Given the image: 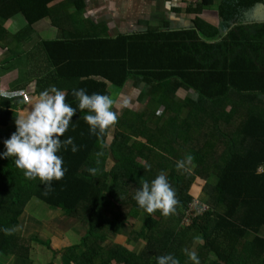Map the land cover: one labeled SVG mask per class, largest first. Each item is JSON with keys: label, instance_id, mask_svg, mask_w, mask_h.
<instances>
[{"label": "trees", "instance_id": "16d2710c", "mask_svg": "<svg viewBox=\"0 0 264 264\" xmlns=\"http://www.w3.org/2000/svg\"><path fill=\"white\" fill-rule=\"evenodd\" d=\"M54 1L0 0V18L21 14L31 25L48 16L47 5ZM222 1L218 15L227 23V31L231 22L240 27L237 34H226L218 53L212 52L216 46L208 40L218 35L219 24L208 20L197 18L191 30L183 32L159 31L145 20L141 22L145 29L106 38L105 23L81 18L83 0L64 1L66 7H76V17L50 15L60 35L43 42V49L56 77L68 82L63 89L66 103L77 109L61 140L73 137L79 151L73 153L69 146L57 153L67 171L61 180L51 181L54 191L47 196L45 184L39 178L27 179L14 157H0V253L27 258L31 243L49 244L3 231L16 228L25 205L36 199L88 225L79 244L66 248V264H157L156 257L167 254L180 264H194L184 250L193 251L197 240H202L196 245L200 264H264V171L258 172L264 167V100L260 98L264 96V24L242 26L244 11L254 4L264 6V0ZM201 2L190 11L196 13L212 3ZM81 19L85 33L78 31ZM129 79H135L137 86L145 83L163 104L164 114H171L168 120L160 125L157 112L147 117L145 111L136 115L126 110L113 138H107L108 128L92 134L83 120L87 110H79L72 90L110 95V86L122 87ZM50 83L45 87L56 84ZM180 90L195 95L175 101ZM13 100L0 94V153L6 151L4 140L16 131V124H8L15 122L22 107ZM182 109L189 110L184 118ZM189 154L194 160L178 170L177 161ZM89 168L98 171L93 175ZM161 170L178 200L175 212L167 217L160 210L148 214L133 198L139 179L150 182ZM197 183H204L202 191L208 198L205 206L194 207L190 225L184 226ZM142 212L144 225L135 237L146 242L141 254L106 244L110 236L123 233L128 217ZM248 233L253 234L252 241L246 239ZM80 247L85 248L83 253L77 252ZM52 260L46 264H53Z\"/></svg>", "mask_w": 264, "mask_h": 264}, {"label": "rangeland", "instance_id": "374dc122", "mask_svg": "<svg viewBox=\"0 0 264 264\" xmlns=\"http://www.w3.org/2000/svg\"><path fill=\"white\" fill-rule=\"evenodd\" d=\"M97 1L100 6L103 5L100 0ZM201 1L202 0H138V4L136 2L133 3L127 1L126 3L124 2L123 5H126L125 7L127 10L122 8L124 11L120 9V7L116 5V3H113L114 5H110V14L103 16V18H106L108 25H110L108 26V29L110 30L109 34H111L112 31L122 32L125 30V32H128L129 29L137 25L138 19L141 18H144L153 27L158 28L159 31L164 32H183L185 30H191V23L195 19L199 18L201 20H208V23L216 27L219 24L218 35L212 37L211 39L209 38L208 40V42L212 46H216L215 49L212 50V52L218 53V51L221 49L220 45H222V41L224 39L225 41L227 40L226 34L230 31L234 34H237L238 27L240 26H237V23L231 22V27H229V30L227 31V23L221 22V18L218 15V6L220 4V0H211V7H205L203 5L198 12H191L190 8H198L201 3H203ZM103 2H105V0H103ZM117 7H119V9ZM133 16L134 18L132 19ZM138 28L145 29L147 28V26L139 24ZM262 51L264 52V47ZM208 63H211V61H208ZM111 91L112 99L117 96V98L113 100V111L117 113L118 119L126 110L135 111L136 115H139L140 113L145 111L148 114L147 117L150 116L152 112H157V115L161 117L159 124L163 125L165 120H168L171 115L164 114V109L162 108L164 107L163 104L154 93L149 91V89L146 90L147 92H141V88L138 89L133 87V80H129L124 87H120L119 92L116 91L114 87L111 88ZM194 95L195 94L192 91L186 93L185 91L180 90L176 94L174 100L184 101L187 96L194 97ZM6 96L14 98L13 104L14 102H19L18 96L10 94H6ZM19 96H29V94L22 93V95ZM260 98L264 100V96H260ZM28 99L31 98L29 97ZM22 107V109L17 110L18 116L27 114L26 108L24 106ZM188 112V109H182L180 116L184 118L187 116ZM11 124H15V122H9L8 126H10ZM151 127L154 128V125H152ZM115 128L116 124L108 127L109 130L113 131L109 134V138H113L115 134ZM110 163L111 165L112 163L114 164V162L112 161ZM194 167L195 165L192 166L191 170H193ZM203 185L204 183H197L195 185V199L191 204L192 210L197 204L201 206H205L206 204L205 202L208 197L206 196L204 191H202ZM33 202L39 204V202L33 200H31L29 204H32ZM44 207L46 208L45 205ZM49 209H45L46 212L44 213V218L42 219L43 223L45 224L44 226H40L39 232H31L30 235L28 234L26 236H28V238H32L34 235V237H38L43 241L47 240L49 242L48 245L41 246L43 248L35 246L36 258L40 257L42 255V252L44 251L47 252V254L50 256L53 255V257L50 258L53 259V264H66L68 260V258L64 256L66 248L79 244L80 240H82L81 238L85 237L87 234L88 225L84 226L78 219L68 218L64 216L62 212L58 213L57 216L56 213L58 210ZM143 215L144 214L142 212L139 213L138 217H128L127 221L129 225L126 226L123 233L121 235L110 236L107 239L106 244L121 245L130 250H135L138 254H141L146 246V242L144 240L136 241L135 237L142 230V227L144 225L142 218ZM191 216L192 215L185 216L182 225H190L192 218ZM22 219L24 220V222H26L27 220L26 218L24 219V216L22 217ZM107 219L109 220V218ZM23 220H21L22 223L19 227L20 232H25V229L28 226L23 222ZM35 233H37V235ZM253 238L254 236L252 233H248L246 235V239L248 241H252ZM201 242L202 240H197L195 242V245L192 247V250L196 252V245ZM84 251V247H80L79 249H77L78 253H83ZM29 259L30 260H27L28 264L32 262L31 258ZM14 261L15 260L13 258L8 264H14Z\"/></svg>", "mask_w": 264, "mask_h": 264}, {"label": "clouds", "instance_id": "9594fccd", "mask_svg": "<svg viewBox=\"0 0 264 264\" xmlns=\"http://www.w3.org/2000/svg\"><path fill=\"white\" fill-rule=\"evenodd\" d=\"M134 31L126 35H130ZM114 88H119L118 92L120 91V87ZM66 95L65 91L55 86L40 92L38 99L32 104L27 114L20 115L15 119L16 131L9 139L4 140L6 151L0 153L2 158L14 157L15 166L23 170L27 179L39 178L45 184L43 193L45 196L54 191L51 181L61 180L67 171L62 167L63 157L57 153L62 148L67 151L69 146L73 153L79 151V146L75 144L73 137L61 140L69 128L70 121L77 113L76 108L66 103ZM72 95L78 100L79 110H87L83 120L89 125L92 134H96L98 129L103 132L109 126L116 124L118 116L112 109L113 100L117 96L112 99L111 91L110 95L100 93L89 95L86 89L81 88L73 89ZM111 132L113 131L108 129V135ZM102 154L98 153L97 155ZM193 160L194 157L189 154L184 159L177 161L176 167L178 170L185 169ZM146 170H150V165L146 166ZM88 171L95 175L98 169L89 168ZM139 184L140 187L135 191L133 198L148 214L160 210L161 214L167 217L175 212V206L178 204L176 191L169 182L165 171L161 170L150 182L142 177L139 179ZM18 227L5 228L3 231L6 235H10L18 230ZM184 252L194 264H200L195 251L185 249ZM156 261L157 264H180L179 259L173 254L158 256Z\"/></svg>", "mask_w": 264, "mask_h": 264}, {"label": "crops", "instance_id": "0c3cea01", "mask_svg": "<svg viewBox=\"0 0 264 264\" xmlns=\"http://www.w3.org/2000/svg\"><path fill=\"white\" fill-rule=\"evenodd\" d=\"M64 1L65 0H55L54 2L49 3L47 5L48 16L32 23L31 25L28 24L27 20L21 14H15L14 16H11L7 19L0 18V94L4 96H6V94L18 96V105L24 106L27 112L30 110L36 99H38L39 90L41 88L47 89L48 87H45V85L51 84L50 81L55 82V87L60 90H63L68 84V82L64 79L61 80L56 77L55 68L47 58L42 45V43L45 41L59 39V31L57 27L52 24L50 15L58 13L60 15H64L62 17H76V7L74 5L66 7L64 5ZM83 1L85 3V8L83 9L81 18H88L90 23H105L107 27L110 25H108L106 18H103V16L110 14V5H114L113 3H116L120 9H126V5L123 6L124 2L126 3L127 1H130L133 3L136 2L138 4V0H105V2L100 0V2L103 4L100 6L97 0ZM221 1L222 0H220V2ZM119 7L117 8L119 9ZM207 7H211V5ZM243 14L245 15V19L242 24L244 27H251L252 24H257L260 26L264 23V6L260 5V3L254 4L252 7L248 8L246 12L244 11ZM133 18L134 16L132 19ZM82 19L80 20L82 24L78 31L85 33L86 26L84 25V20ZM142 21H145V19H138L137 25L129 29L128 32H125V30L122 32L112 31V33L109 34L110 30L105 29V31L102 33V36L106 38H117L121 34L126 35L127 33H131L133 30H136L139 24H142ZM78 24L76 26H78ZM263 70L264 67L261 71ZM133 87L138 89L141 88V92L147 90V86L144 82L139 83L137 86L135 84V79H133ZM111 88L113 87L110 86V91ZM115 90L118 91L119 88ZM22 93L29 94V96H19L22 95ZM7 97L10 98V96ZM29 97L31 99H28ZM22 108L23 107H21V109ZM263 171L264 168L262 167L258 169V172ZM33 201H37L39 204L34 202L29 204L30 202H28L23 209L22 215H20L18 219L17 226H21V220H23V216L24 219H27L26 222L23 220V222L28 225L25 229V232H20L19 227L18 230H16V235L23 239H28V236L26 235H30L31 232H39L40 226H44L45 224L42 221L44 218V213L46 212L45 209H49L48 206L43 202H40L36 199H33ZM190 210H192L191 206L186 212H189ZM60 212L61 211L58 210L56 215L58 216V213ZM35 234L37 235V233ZM32 238H34V235ZM38 239L43 241L40 238ZM35 246L43 248L41 247L42 245H38L37 243L34 245V242L31 243L27 258L17 257L12 254L5 255L0 253V264H8L13 258L15 260L14 264H28L27 260H30L29 258L32 260L30 264H46L51 260L50 258H52L53 255L50 256L44 251L40 257L36 258Z\"/></svg>", "mask_w": 264, "mask_h": 264}, {"label": "built area", "instance_id": "2783aa9c", "mask_svg": "<svg viewBox=\"0 0 264 264\" xmlns=\"http://www.w3.org/2000/svg\"><path fill=\"white\" fill-rule=\"evenodd\" d=\"M192 212H193V210H190L189 212H187V215H192ZM111 264H128V263L125 262V261H118V262H114V263H111Z\"/></svg>", "mask_w": 264, "mask_h": 264}]
</instances>
